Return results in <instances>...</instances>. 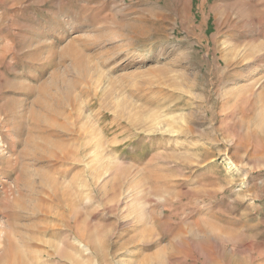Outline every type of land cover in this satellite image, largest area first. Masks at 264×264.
I'll return each mask as SVG.
<instances>
[{
	"label": "rangeland",
	"instance_id": "374dc122",
	"mask_svg": "<svg viewBox=\"0 0 264 264\" xmlns=\"http://www.w3.org/2000/svg\"><path fill=\"white\" fill-rule=\"evenodd\" d=\"M264 0H0V264H264Z\"/></svg>",
	"mask_w": 264,
	"mask_h": 264
},
{
	"label": "bare ground",
	"instance_id": "6f19581e",
	"mask_svg": "<svg viewBox=\"0 0 264 264\" xmlns=\"http://www.w3.org/2000/svg\"><path fill=\"white\" fill-rule=\"evenodd\" d=\"M258 128H259V130H262L261 132L263 133L264 132V123H260Z\"/></svg>",
	"mask_w": 264,
	"mask_h": 264
}]
</instances>
